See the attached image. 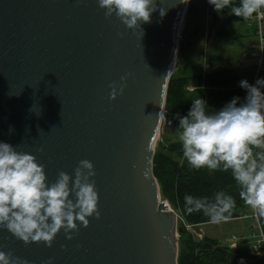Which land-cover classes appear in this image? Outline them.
Returning a JSON list of instances; mask_svg holds the SVG:
<instances>
[{
  "label": "water",
  "instance_id": "1",
  "mask_svg": "<svg viewBox=\"0 0 264 264\" xmlns=\"http://www.w3.org/2000/svg\"><path fill=\"white\" fill-rule=\"evenodd\" d=\"M157 4L129 29L98 0H0V141L33 154L49 184L90 160L100 212L50 246L0 228V251L27 264H177L178 214L153 157L164 125L179 128L167 87L178 43L197 32L182 26L188 2Z\"/></svg>",
  "mask_w": 264,
  "mask_h": 264
},
{
  "label": "clouds",
  "instance_id": "2",
  "mask_svg": "<svg viewBox=\"0 0 264 264\" xmlns=\"http://www.w3.org/2000/svg\"><path fill=\"white\" fill-rule=\"evenodd\" d=\"M189 2V0H182ZM106 17L115 14L129 29L149 22L157 10V0H98ZM218 12L229 8L232 14L248 18L264 0H208ZM166 10L160 8V15ZM122 81L127 76L121 77ZM246 90L243 101L234 97L219 110L209 111L202 98L194 99L186 115L177 116L182 130L179 140L182 153L195 169L231 170L241 186L240 198L259 217H264V78L255 84L240 81ZM124 85H120L123 92ZM117 89L112 88L111 98ZM260 149L254 154L253 149ZM94 165L88 159L79 161L75 177L60 171L55 182H47L44 165L28 152L17 151L12 144L0 141V228H6L25 243L45 241L50 246L56 234L77 229V221L89 224L93 214L100 216ZM71 184V186H70ZM72 196L75 199L71 198ZM189 213L203 211L212 223L226 221L235 201L217 193L214 201L185 195ZM69 238L71 235L69 234ZM0 264H27L14 259L10 252L0 251Z\"/></svg>",
  "mask_w": 264,
  "mask_h": 264
},
{
  "label": "trees",
  "instance_id": "3",
  "mask_svg": "<svg viewBox=\"0 0 264 264\" xmlns=\"http://www.w3.org/2000/svg\"><path fill=\"white\" fill-rule=\"evenodd\" d=\"M201 1L214 9L208 0ZM239 2L240 0H233V6H237ZM198 12L197 4L190 1L186 15L191 17L197 15ZM220 12H227L228 15L224 17L222 25L216 30V39L223 35L225 40L222 42L230 44L236 39L245 38L246 35L234 29L233 24L244 26L249 33L248 37L258 35L255 24H248L243 17L232 14L229 8ZM209 58H211V63L204 71L185 76H174L173 74L170 76L165 100L166 114L179 120L177 116L186 115L192 101L199 97L207 102L209 111L219 110L234 97H239L240 101H243L246 90L240 86L239 74L231 67H217L219 58L212 56ZM256 66L255 64V69ZM257 70L254 84L257 79L264 78V45ZM160 146L169 154L161 151L155 152L153 174L159 184L162 198L167 200L185 224L196 225L211 222L203 211L191 213L187 211L185 195H192L209 202L214 201L217 193L222 192L231 196L235 204L230 214H226L228 219L241 216L243 211L253 210L240 198L241 186L234 180L230 169L225 171L222 167L216 170H210L207 167L193 168L183 156L180 141L166 142L162 139ZM258 151L260 149H253L254 154ZM257 217L264 234V217L258 215ZM186 231L189 233L185 226L179 230V243L182 244V248L178 251L177 264H264V256L258 255L252 247L223 245L212 237L199 240L191 233L183 237Z\"/></svg>",
  "mask_w": 264,
  "mask_h": 264
},
{
  "label": "rangeland",
  "instance_id": "4",
  "mask_svg": "<svg viewBox=\"0 0 264 264\" xmlns=\"http://www.w3.org/2000/svg\"><path fill=\"white\" fill-rule=\"evenodd\" d=\"M190 1L197 4L199 12L197 15L191 17L187 16L185 12L182 26L189 25L187 21L192 20L193 23L190 25L191 31H196L197 34L193 35L191 39L185 40L183 43H178L181 48L177 51L175 67L172 74L174 76H185L198 71H204L207 69L208 64L211 63V58L209 57L212 56L219 58L217 67H231L239 74L240 81L246 79L249 83L254 84L264 40H260L258 36L248 37L247 35L249 33L240 24H233L232 27L240 33L245 34V38L236 39L230 44L222 42L225 40L223 35L219 39H216L215 32L222 25L224 17L228 13L218 12L213 8L211 9L201 0ZM208 25L209 27H207ZM262 28L264 30V20L262 22ZM210 31L211 34L208 36ZM255 64L257 65L256 69ZM181 131L180 128L172 130L167 125H164L161 136L155 142L154 154L158 151L169 154L166 149L160 146L162 139L166 142L180 141L179 135ZM253 214V210H246L239 217L227 219L219 223L205 222L196 224L194 231L201 232L204 237L215 238L223 245H230L232 237H235L239 243L243 240V245L250 247L252 241L260 238L257 220ZM184 226L185 222L178 215V251L182 248V244L179 243V230ZM189 233L191 232L189 231ZM189 233L186 231L183 237Z\"/></svg>",
  "mask_w": 264,
  "mask_h": 264
},
{
  "label": "built area",
  "instance_id": "5",
  "mask_svg": "<svg viewBox=\"0 0 264 264\" xmlns=\"http://www.w3.org/2000/svg\"><path fill=\"white\" fill-rule=\"evenodd\" d=\"M246 20V22L248 24H255L258 30V37L260 38V40H264L263 38V28H262V22L264 20V4H262L256 12H254L250 17L248 18H244ZM263 46V44H262ZM261 57H262V47H261ZM261 61V58H260ZM259 61V63H260ZM246 96V94H245ZM253 216L256 218L257 220V224H258V230L260 233V238L257 239L255 242H253V244L250 246L252 247L254 250L257 251L258 255H262L264 256V234L260 228L259 222H258V217L256 212H254ZM185 227L188 231H190L192 233V235L199 240H202L204 238V236L202 235L201 232L199 231H194L195 225H191V224H185ZM242 242L239 243L238 240L235 237H232L231 239V244L232 247H237V246H244L243 245V240H241Z\"/></svg>",
  "mask_w": 264,
  "mask_h": 264
},
{
  "label": "crops",
  "instance_id": "6",
  "mask_svg": "<svg viewBox=\"0 0 264 264\" xmlns=\"http://www.w3.org/2000/svg\"><path fill=\"white\" fill-rule=\"evenodd\" d=\"M260 61V60H259ZM258 71V70H257ZM256 76V75H255ZM254 236H255V234H254ZM256 241V240H255ZM255 241H252L251 243H250V246L253 244V242H255ZM231 246H232V244H230Z\"/></svg>",
  "mask_w": 264,
  "mask_h": 264
}]
</instances>
